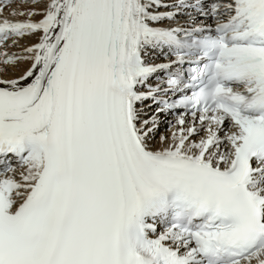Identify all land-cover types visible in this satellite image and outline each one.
I'll return each mask as SVG.
<instances>
[{
  "label": "snow or ice",
  "instance_id": "1",
  "mask_svg": "<svg viewBox=\"0 0 264 264\" xmlns=\"http://www.w3.org/2000/svg\"><path fill=\"white\" fill-rule=\"evenodd\" d=\"M11 2L0 264H264V0H22L25 20ZM191 12L214 25L159 26Z\"/></svg>",
  "mask_w": 264,
  "mask_h": 264
},
{
  "label": "bare ground",
  "instance_id": "2",
  "mask_svg": "<svg viewBox=\"0 0 264 264\" xmlns=\"http://www.w3.org/2000/svg\"><path fill=\"white\" fill-rule=\"evenodd\" d=\"M171 2L174 3L175 0H172ZM29 7H31V5L21 4V3H16L14 5L11 4V5H9L8 7L5 8L4 15L5 16H8L10 19H13V20H25V19H27V17H25V16H11L10 13H11V11H12L13 8H15L17 11H19L21 9H27ZM36 7H38L39 9H43L44 4L41 3V4L37 5ZM39 18H41V16L33 17V19H35V20H38ZM38 35L39 34L32 35V36H25L24 38H22L23 40L19 39L18 42L20 44H22V45L21 46H19V45L18 46H14V47L10 48V50H12L13 52L19 53L18 51H20L23 47L31 46L32 44L38 42V39H37ZM26 67H28V64H21L18 68H13L12 71H8V72L4 73V76L5 77H8V78H15L18 75L22 74L23 70ZM159 119L162 121L161 127H163V125L166 122L164 121V119H163V117H162L161 114H160ZM176 127H179V126L176 125ZM176 127H171V128L169 127L168 128L169 129V136H170V134H171L172 131H175L176 130ZM204 134L205 133L203 131L200 132V136H203ZM194 139H199V136L194 137ZM152 146L155 147V148H160L163 145L161 144L160 139H159V140H154L152 142Z\"/></svg>",
  "mask_w": 264,
  "mask_h": 264
},
{
  "label": "rangeland",
  "instance_id": "3",
  "mask_svg": "<svg viewBox=\"0 0 264 264\" xmlns=\"http://www.w3.org/2000/svg\"><path fill=\"white\" fill-rule=\"evenodd\" d=\"M168 2V1H167ZM28 5H30V4H28ZM22 40V39H21ZM16 46V45H15ZM18 52H20V51H18ZM9 71H12V69H9ZM171 128V127H170ZM166 132V133H165ZM164 134H167V135H169V129L167 130L166 129V131L164 130V132H163ZM155 140H159V136H157L156 138H155Z\"/></svg>",
  "mask_w": 264,
  "mask_h": 264
}]
</instances>
